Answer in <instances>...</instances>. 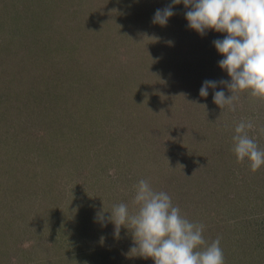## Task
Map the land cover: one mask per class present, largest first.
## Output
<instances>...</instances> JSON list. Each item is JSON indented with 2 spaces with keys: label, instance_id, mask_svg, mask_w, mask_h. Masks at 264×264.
I'll use <instances>...</instances> for the list:
<instances>
[{
  "label": "rangeland",
  "instance_id": "1",
  "mask_svg": "<svg viewBox=\"0 0 264 264\" xmlns=\"http://www.w3.org/2000/svg\"><path fill=\"white\" fill-rule=\"evenodd\" d=\"M171 3L0 0V264H154L108 220L141 179L220 238L225 264H264V165L232 150L241 121L264 149V101L199 95L230 80L226 34L191 30L182 3L154 24Z\"/></svg>",
  "mask_w": 264,
  "mask_h": 264
},
{
  "label": "clouds",
  "instance_id": "2",
  "mask_svg": "<svg viewBox=\"0 0 264 264\" xmlns=\"http://www.w3.org/2000/svg\"><path fill=\"white\" fill-rule=\"evenodd\" d=\"M181 3L187 10L185 19L191 30L201 36L209 30L226 34L222 40H214L213 45L223 57L219 67L230 80H206L199 95L207 97L210 88L222 85L231 95L214 91L213 103L232 111L234 101L244 93L264 101V0H172L167 7L156 10L152 22L166 26L174 15V6ZM253 128L251 121H241L236 126L232 150L237 163L247 158L255 173L264 165V149L249 136L248 130ZM113 174L114 170H110L109 175ZM134 189V211L119 203L107 212L115 238H119L122 227L130 231L133 246L129 255L151 259L154 264H225L220 238L207 243L205 226L182 215L166 192L154 190L145 179L139 180ZM98 215L103 219V213Z\"/></svg>",
  "mask_w": 264,
  "mask_h": 264
}]
</instances>
